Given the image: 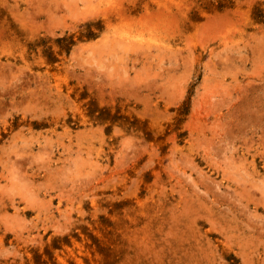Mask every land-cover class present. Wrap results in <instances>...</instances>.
Instances as JSON below:
<instances>
[{"label": "rangeland", "instance_id": "rangeland-1", "mask_svg": "<svg viewBox=\"0 0 264 264\" xmlns=\"http://www.w3.org/2000/svg\"><path fill=\"white\" fill-rule=\"evenodd\" d=\"M0 264H264V0H0Z\"/></svg>", "mask_w": 264, "mask_h": 264}, {"label": "bare ground", "instance_id": "bare-ground-1", "mask_svg": "<svg viewBox=\"0 0 264 264\" xmlns=\"http://www.w3.org/2000/svg\"><path fill=\"white\" fill-rule=\"evenodd\" d=\"M201 218V217H200ZM205 221H207V220H205ZM164 232V231H163Z\"/></svg>", "mask_w": 264, "mask_h": 264}]
</instances>
